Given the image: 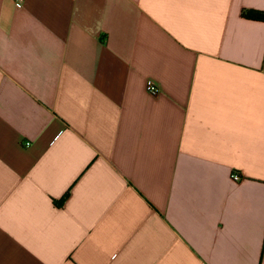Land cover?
<instances>
[{
	"label": "crops",
	"instance_id": "obj_1",
	"mask_svg": "<svg viewBox=\"0 0 264 264\" xmlns=\"http://www.w3.org/2000/svg\"><path fill=\"white\" fill-rule=\"evenodd\" d=\"M243 11L264 0H0V264H264Z\"/></svg>",
	"mask_w": 264,
	"mask_h": 264
},
{
	"label": "trees",
	"instance_id": "obj_2",
	"mask_svg": "<svg viewBox=\"0 0 264 264\" xmlns=\"http://www.w3.org/2000/svg\"><path fill=\"white\" fill-rule=\"evenodd\" d=\"M242 17L247 20H252V21H258V22H264V15L259 14V13H254V12H249V11H243ZM69 193L61 200L59 205H63L65 201L68 199Z\"/></svg>",
	"mask_w": 264,
	"mask_h": 264
},
{
	"label": "built area",
	"instance_id": "obj_3",
	"mask_svg": "<svg viewBox=\"0 0 264 264\" xmlns=\"http://www.w3.org/2000/svg\"><path fill=\"white\" fill-rule=\"evenodd\" d=\"M12 1L16 4V6L18 8H22L26 0H12ZM148 92L151 95H154L155 96V95L158 94V89H157V87L155 85H153L152 83H150L148 85ZM233 178H234V181L235 182H240L242 180V178L240 176H236V175Z\"/></svg>",
	"mask_w": 264,
	"mask_h": 264
}]
</instances>
